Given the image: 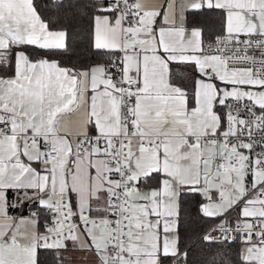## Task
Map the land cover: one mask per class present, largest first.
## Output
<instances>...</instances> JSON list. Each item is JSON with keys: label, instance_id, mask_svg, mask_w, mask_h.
<instances>
[{"label": "snow or ice", "instance_id": "obj_1", "mask_svg": "<svg viewBox=\"0 0 264 264\" xmlns=\"http://www.w3.org/2000/svg\"><path fill=\"white\" fill-rule=\"evenodd\" d=\"M77 256L264 264V0H0V264Z\"/></svg>", "mask_w": 264, "mask_h": 264}, {"label": "trees", "instance_id": "obj_2", "mask_svg": "<svg viewBox=\"0 0 264 264\" xmlns=\"http://www.w3.org/2000/svg\"><path fill=\"white\" fill-rule=\"evenodd\" d=\"M193 207H194V206L189 205V206H188L189 211L193 210ZM192 227H193V229L195 228V221H192ZM212 255H213L212 252H210V251H205V252H203V253H199V255H198V259H200V260L209 259Z\"/></svg>", "mask_w": 264, "mask_h": 264}, {"label": "crops", "instance_id": "obj_3", "mask_svg": "<svg viewBox=\"0 0 264 264\" xmlns=\"http://www.w3.org/2000/svg\"><path fill=\"white\" fill-rule=\"evenodd\" d=\"M77 264H81V258L79 256L74 258Z\"/></svg>", "mask_w": 264, "mask_h": 264}]
</instances>
